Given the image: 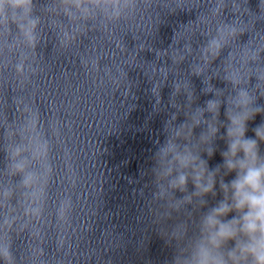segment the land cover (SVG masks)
I'll return each instance as SVG.
<instances>
[{
  "label": "clouds",
  "instance_id": "9594fccd",
  "mask_svg": "<svg viewBox=\"0 0 264 264\" xmlns=\"http://www.w3.org/2000/svg\"><path fill=\"white\" fill-rule=\"evenodd\" d=\"M193 11L195 20L178 24L167 48L153 49L157 60L167 59L147 75L153 113L167 118L150 167L140 172L150 189L146 197L140 192L145 211L138 219L148 224L140 248L155 232L172 249L165 264H264V0L254 7L250 0H0V73H12L0 85L6 90L0 95V264H66L71 248L79 177L67 149V187L49 211L52 153L65 125L58 116H42L34 91L25 94L43 71L38 49L49 43L45 29L54 36L53 47L67 52L92 33L115 40L117 26L142 14L152 13L154 36L167 17ZM116 46L131 59L102 65L103 56L92 49L79 62L101 86L111 84L128 96L125 67L137 66V53L146 46L138 43L134 56L123 40ZM170 75L172 91L164 104L161 89ZM192 77L201 79L200 95L210 96L202 106ZM258 115L254 136H247ZM217 151L222 163L210 168ZM49 217L57 229L54 255L47 247Z\"/></svg>",
  "mask_w": 264,
  "mask_h": 264
}]
</instances>
